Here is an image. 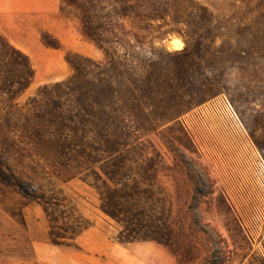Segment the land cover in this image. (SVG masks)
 <instances>
[{"label":"rangeland","instance_id":"obj_1","mask_svg":"<svg viewBox=\"0 0 264 264\" xmlns=\"http://www.w3.org/2000/svg\"><path fill=\"white\" fill-rule=\"evenodd\" d=\"M138 6L144 18L127 31L135 35L132 55L148 67L147 115L176 122L121 136V159L103 165L116 181L100 166L32 161L29 149L4 145L9 135L0 132V264H131L126 245L143 242L160 244L177 264H264V0ZM61 15L96 49L98 58H88L103 61L81 22ZM41 42L53 50L47 44L61 43L49 32ZM67 63V71L33 66L35 78L19 102L71 78ZM41 197L55 204L58 236L71 225L72 208L91 228L54 243Z\"/></svg>","mask_w":264,"mask_h":264},{"label":"trees","instance_id":"obj_2","mask_svg":"<svg viewBox=\"0 0 264 264\" xmlns=\"http://www.w3.org/2000/svg\"><path fill=\"white\" fill-rule=\"evenodd\" d=\"M138 2L62 0L61 12L81 22L83 35L104 53L105 59L97 61L78 55L65 50L60 42L47 44L65 51L74 75L41 87L25 103L19 99L33 83V65L28 55L0 33V132L9 135L8 143L2 144L13 151L29 149L30 160L46 165L100 166L116 181L103 165L121 159L124 146L121 136L151 132L176 122L173 116L151 120L147 115L152 108L143 97L146 88L143 77L148 67H140L132 55L131 42L135 35L127 31L128 24L144 18ZM186 37L190 35L186 33ZM72 56L83 65L72 61ZM38 200L55 225L51 233L54 243L61 239L74 241L91 228L72 208L66 218L71 225L64 230L65 235L58 236L54 233V229H60L56 226L55 204L45 197ZM104 203L106 212L117 217Z\"/></svg>","mask_w":264,"mask_h":264},{"label":"crops","instance_id":"obj_3","mask_svg":"<svg viewBox=\"0 0 264 264\" xmlns=\"http://www.w3.org/2000/svg\"><path fill=\"white\" fill-rule=\"evenodd\" d=\"M61 5L62 0H0V33L29 56L36 70H68L65 52L44 47L42 32L54 35L73 52L98 58L92 45L72 33L61 15ZM125 251L131 264H177L173 255L155 242L129 243Z\"/></svg>","mask_w":264,"mask_h":264},{"label":"bare ground","instance_id":"obj_4","mask_svg":"<svg viewBox=\"0 0 264 264\" xmlns=\"http://www.w3.org/2000/svg\"><path fill=\"white\" fill-rule=\"evenodd\" d=\"M171 45L174 47L175 50H181L183 43L180 39H173Z\"/></svg>","mask_w":264,"mask_h":264}]
</instances>
